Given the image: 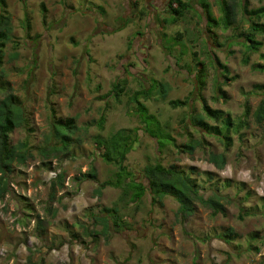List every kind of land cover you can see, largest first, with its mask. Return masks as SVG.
<instances>
[{
  "label": "rangeland",
  "instance_id": "374dc122",
  "mask_svg": "<svg viewBox=\"0 0 264 264\" xmlns=\"http://www.w3.org/2000/svg\"><path fill=\"white\" fill-rule=\"evenodd\" d=\"M183 1L189 9L170 23L168 0H6L13 28L12 41L5 46L0 99L13 94L25 108L27 124L10 134V143L26 139L33 156L24 164L14 163L9 190L0 199V264H264V121L256 124L251 116L264 97V72L256 68L264 65V33L255 36L260 45L249 52L240 36L248 23L239 6L234 24L219 25L212 34L206 29L201 0ZM206 1L219 19L221 0ZM263 5L264 0H249V9ZM25 12L32 25L30 36L21 27ZM258 22L264 24V18ZM13 52L18 55L10 60ZM214 57L226 66V77ZM200 68L203 84L197 95ZM151 79L169 85L166 99L153 91L149 99L140 100L176 144L189 135L204 139L192 154L181 153L173 144L159 150L146 133L131 97L148 90ZM122 80L125 92L115 100L112 86ZM185 98H190V108L168 104ZM201 100L234 121L243 118L249 106L248 125L233 133L228 149L216 136H203L189 120L180 122L188 109L201 110ZM71 117L77 129L69 152L38 153L51 121ZM121 128H137L123 163L128 170L135 173L161 161L192 171L204 198L220 190L226 214L214 216L195 202L194 213L179 220L174 198L166 196L162 206L152 205L146 193L133 202L120 197L121 187L108 186L97 197L94 188L110 178L115 167L101 158L94 137ZM209 152L224 153L225 165L210 163ZM90 167L96 170V180L80 176ZM59 172L63 186L50 201L49 181ZM115 204L129 228L113 226L108 236L95 238L86 233L101 230L92 223L93 215ZM241 207L257 213L240 220ZM38 218L40 229L35 227ZM227 228L237 234L229 243L218 237Z\"/></svg>",
  "mask_w": 264,
  "mask_h": 264
},
{
  "label": "trees",
  "instance_id": "16d2710c",
  "mask_svg": "<svg viewBox=\"0 0 264 264\" xmlns=\"http://www.w3.org/2000/svg\"><path fill=\"white\" fill-rule=\"evenodd\" d=\"M236 1L238 3H236ZM226 0L220 1L221 17L215 18L210 12V5L206 0H201L200 7L203 11V16L206 20V29L212 33V29L222 25L223 28H228L235 22L237 7L239 6L243 15L248 23L247 32L240 34L243 39V43L247 47L249 52L257 50L260 42L255 39L257 34L264 33V24L259 23V18H264V5L254 9H249V0ZM175 4V6H174ZM168 11L171 13L170 23H175L181 18L185 11L189 9V5L183 0H168ZM102 13L103 9L100 7ZM43 16H45V8H41ZM21 27L26 36H30L32 25L28 14L25 12L24 18L21 21ZM12 24L9 11L7 9L6 0H0V76L3 75V65L5 63V46L12 41ZM17 52H13L10 56V60L16 58ZM264 55V54H263ZM215 61V57H214ZM216 62V61H215ZM242 62L248 63V58L243 57ZM199 61L196 60V67H199ZM217 65L222 68L223 77H226L227 68L223 64ZM201 64V63H200ZM257 69L264 72V65H257ZM202 68L197 70L196 82H197V95L203 84ZM126 83L124 80L117 81L113 84L110 92L111 96L115 100H119L121 94L125 92ZM169 85L165 82L151 79L149 89H142L135 91L131 97L132 103L135 104V112L141 123L145 126V131L152 138L155 139L157 148L161 150L167 144H173L175 148L181 153L192 154L197 147H200L204 143L203 138H192L191 135L185 142L176 144L175 138L163 127L156 116L150 113L140 99L147 100L152 96L153 91L157 97L161 100L166 99V95L169 90ZM2 89V87H1ZM194 92H191L193 95ZM130 100V101H131ZM190 98L170 99L168 104L172 108L187 106L190 108L192 103L189 102ZM201 110L188 109V113L180 119L181 123H185L189 120V125L197 129L203 136L204 134L214 135L219 139V142L224 149H228L232 145L233 133H239V131L248 125L247 118L250 115L249 106L246 105L243 118L234 121L232 117L220 109H215L208 106L204 100H201ZM253 121L256 124H261L264 121V97L259 101L258 105L251 114ZM104 114L101 113L99 117L98 126L102 128L104 121ZM208 120L215 121L216 124L208 122ZM27 124V115L25 108L17 100L13 94H6L0 99V199H2L9 190L11 183L10 177L13 173L14 163L24 164L29 158L33 156L32 146L24 139L10 143V134L17 128H23ZM75 119L73 117L64 120H53L50 123V131L44 138V145L38 147L36 150L43 156H49L54 153L69 152V146L71 143V136L76 131ZM135 132V135H133ZM137 128L127 129L121 128L107 137H103L98 134L94 137V142L101 158L108 164H112L115 167V172L112 176L106 180L101 181L96 188H94V194L100 197L104 188L121 187V198H128L129 201L136 202L143 195L147 193L150 203L152 205H163V199L166 196H170L178 203V208L175 213V217L179 220H186L194 213L195 202H199L203 206L211 210L212 215L226 214V208L222 203L224 196L220 190L215 189L206 198L199 192L201 185H198L195 178H193L192 171H185L179 168L175 164L164 165L161 161H155L143 166L139 171L133 172L128 170L127 166L123 163L125 161L127 153L133 147L137 139ZM165 135V140H162L161 136ZM133 136V137H132ZM207 160L214 164L217 168H222L225 165L226 158L224 153H211L209 152ZM204 174V173H200ZM82 178H88L96 180L97 174L93 167H90L86 173L80 175ZM199 176V174H198ZM140 177V179H139ZM211 177H208L210 179ZM79 179V178H77ZM64 181L63 173L59 172L55 177L49 181L50 201L55 200V193L58 188H62ZM210 181V180H209ZM211 182V181H210ZM228 185V183H225ZM135 190V191H134ZM134 191V193H133ZM130 193L132 195L130 196ZM130 196V197H129ZM247 197V195H245ZM56 210L48 208V212L55 213ZM257 212L241 207L238 213V219L242 220L244 216L253 215ZM110 221V222H109ZM42 220L37 219L35 227L40 229ZM94 225L100 224L101 230H87L92 237H96L98 234L102 236H108L111 227L116 228H129V223L126 219L125 213L120 211V208L115 204L112 207H103L99 214L93 215ZM110 224V225H109ZM218 237L229 243L230 240L237 237V234L232 228H227L218 234ZM257 249V248H256Z\"/></svg>",
  "mask_w": 264,
  "mask_h": 264
},
{
  "label": "flooded vegetation",
  "instance_id": "af4514ba",
  "mask_svg": "<svg viewBox=\"0 0 264 264\" xmlns=\"http://www.w3.org/2000/svg\"><path fill=\"white\" fill-rule=\"evenodd\" d=\"M166 4V7H167V2L165 3ZM175 5V4H174ZM168 8V7H167Z\"/></svg>",
  "mask_w": 264,
  "mask_h": 264
}]
</instances>
